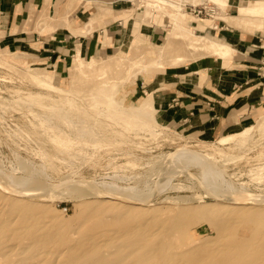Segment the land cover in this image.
<instances>
[{"label":"rangeland","instance_id":"rangeland-1","mask_svg":"<svg viewBox=\"0 0 264 264\" xmlns=\"http://www.w3.org/2000/svg\"><path fill=\"white\" fill-rule=\"evenodd\" d=\"M180 1L133 2L138 33L146 25L163 36L128 57L131 43L121 57L71 72L70 60L58 72L0 51V264H264V118L246 139L224 144L163 125L155 110L152 119L132 109L167 68L208 56V41L192 35L195 18L172 7ZM204 1L227 7L192 5ZM246 15L261 29L263 16ZM173 33L175 44L161 48ZM192 153L212 164L187 163ZM222 191L257 201L226 213L232 204Z\"/></svg>","mask_w":264,"mask_h":264},{"label":"crops","instance_id":"crops-1","mask_svg":"<svg viewBox=\"0 0 264 264\" xmlns=\"http://www.w3.org/2000/svg\"><path fill=\"white\" fill-rule=\"evenodd\" d=\"M222 1L228 4L220 13L226 19L214 23L195 19L191 29L217 34L222 40L208 37L234 48L232 59L212 57L186 67H169L150 83L151 94L132 109L150 112L152 119L155 110L163 125L198 139L220 138L228 144L237 136L246 139L264 118V23L260 29L259 19L240 20L238 8L251 0ZM133 2L0 0V51L19 55L32 65L55 67L58 72L64 71L70 60L71 72L79 63H93L104 55L121 57L131 43L128 57L143 48L141 43L153 47L163 36L146 25L138 33L131 15ZM248 20L253 26L247 25ZM145 103L148 109L143 107Z\"/></svg>","mask_w":264,"mask_h":264},{"label":"bare ground","instance_id":"bare-ground-1","mask_svg":"<svg viewBox=\"0 0 264 264\" xmlns=\"http://www.w3.org/2000/svg\"><path fill=\"white\" fill-rule=\"evenodd\" d=\"M182 1H186L187 3H191V4H194V3H196V2H199V1H201V0H181L180 2H182ZM217 1H221L222 3H223V1L222 0H217ZM226 6H228V4L226 5ZM241 6V5H240ZM154 7H157V8H155V9H160L159 7L160 6H154ZM172 7H174V8H179V6H177V4L175 5V3H172ZM144 8V7H143ZM239 9V17H240V19H241V21H244L245 22V20H244V18L243 17H245V16H248V15H246V13H249V14H255V17H259V15H261V16H263V22H264V0H260V1H249L246 5H244V6H241L240 8H238ZM175 17V19H180V21H181V23H180V25L181 26H183V23H185V26L187 25L186 24V19H185V16H182V18H180L179 16H177V14L174 16ZM248 25V24H247ZM190 27V26H189ZM191 29V28H190ZM192 30V29H191ZM203 30H204V28H203ZM193 32V34L192 35H194V37H195V39H202V40H207L208 41V48L207 49H209L208 50V56L207 57H204L203 59H205V58H212V57H217L218 59H221V60H229V58L232 56V53H234V51H235V49L234 48H232L231 46H229L228 44H226V43H222V42H218V41H216L215 39H208V37H205V36H203V35H198L194 30H192ZM190 33V32H189ZM175 39H176V37H175V35H174V33L172 34V35H170V37H169V40H168V42L167 43H165L161 48H163V47H169V46H171L174 42H176L175 41ZM175 44V43H174ZM143 106V105H142ZM143 107H145V108H147L148 109V107H149V105L147 104V103H145V106H143ZM140 113H142V112H140ZM188 156H186L184 159L186 160V162L187 163H192V164H195V163H199V164H203V166L204 165H207L208 166V168L210 167L209 165L210 164H212V162L211 163H209V161H212V159L213 158H208V156H206L205 154H204V156L202 157V156H199V155H196V154H194V153H192V154H187ZM225 158V157H224ZM184 159H182V160H184ZM226 159H228V160H226ZM226 161H229V158L227 157V158H225V160H224V162H226ZM178 162H180V161H178ZM222 162V161H221ZM223 162V163H224ZM175 163V162H174ZM214 164V163H213ZM220 165V164H219ZM200 166H202V165H200ZM212 166V165H211ZM217 166V165H216ZM213 167V166H212ZM213 169V168H212ZM215 169V168H214ZM19 182V181H18ZM33 183V182H32ZM31 183V184H32ZM37 184V183H36ZM80 185V187H81V185L82 184H79ZM92 185V184H91ZM28 186H30V185H28L27 184V187ZM33 186V185H32ZM84 186V185H83ZM85 187V186H84ZM95 187H96V185H95ZM95 187H93L92 186V188H95ZM104 188V187H103ZM43 189H45L44 187H43ZM42 189V190H43ZM97 189V188H96ZM94 190V189H93ZM98 190H99V188H98ZM104 190V189H103ZM111 190V189H110ZM90 191H92V190H90ZM105 191V190H104ZM103 191V192H104ZM107 191V190H106ZM95 192V191H94ZM98 192V191H97ZM102 192V193H103ZM109 192V191H108ZM223 193H225V194H228V196H225V199L229 202V203H231L232 205L231 206H227L225 209H226V213H232V212H234V211H236L237 209H238V207L236 206V205H242L244 202H246V201H249L250 203H252V204H255V203H253L254 201H257L256 200V198H254V197H249L248 199H244L242 196H241V194L240 193H238V192H236L235 191V193H231V191H229V192H224V191H222ZM222 192L220 193L219 192V194H222ZM38 193V192H37ZM41 193V192H40ZM43 193V192H42ZM107 193V192H106ZM91 194V193H90ZM108 194V193H107ZM112 193H109V195H111ZM33 195H36V194H33ZM105 195V194H104ZM243 195V194H242ZM37 196V195H36ZM85 196V194H80V198H83ZM94 197V196H93ZM113 197V196H112ZM116 197V196H115ZM114 197V198H115ZM39 198V197H38ZM87 198V197H86ZM105 198H110V196H106L105 195V197L103 196L102 197V199L104 200ZM117 198V197H116ZM124 198V197H123ZM123 198H121V199H123ZM98 199V198H97ZM100 199V198H99ZM125 200H127V199H125ZM259 200V199H258ZM122 201V200H121ZM128 201H129V199H128ZM127 201V202H128ZM131 202V201H130ZM133 202H136V201H133ZM120 203V202H119ZM117 201H111L110 203L108 202L107 204L109 205V207H114L115 205H118V207H119V204ZM124 204V203H123ZM135 204V203H134ZM136 204H138V205H143V207L145 206H147L148 205V202H147V198H139V199H137V202H136ZM262 204V203H261ZM244 205H246V204H244ZM249 205V204H248ZM258 205V204H257ZM263 205V204H262ZM12 207H19V205L17 204V203H13V205H12ZM116 207V206H115ZM139 207V206H138ZM142 207V206H141ZM236 209V210H235ZM21 211H30L31 210V206H30V204H23V206H22V208L20 209ZM9 212V211H8ZM155 218V217H154ZM216 226L220 231H225V226L222 224V223H220V222H218V221H216V222H212V226ZM223 226H224V230H223ZM24 227H22V229H23ZM20 230V229H19ZM27 230V228L25 227V231ZM1 231V230H0ZM23 232H25L24 230H22ZM20 232V231H19ZM1 234V233H0ZM26 234V233H25ZM32 234H33V232H32ZM217 235V234H216ZM9 236V235H8ZM11 237H12V235H10ZM7 237V236H6ZM227 237V236H226ZM10 238V237H9ZM4 239V238H3ZM8 239V238H7ZM221 239V238H220ZM219 239V240H220ZM5 240V239H4ZM9 240V239H8ZM6 241V240H5ZM258 242V241H257ZM259 243V242H258ZM33 244V243H32ZM36 244V243H35ZM217 244V243H216ZM9 246V245H8ZM8 246H7V248H8ZM13 247V246H12ZM219 247V246H218ZM42 248V247H41ZM261 248V247H260ZM8 250H10V249H8ZM51 250V249H50ZM181 250V249H180ZM12 251H13V249H12ZM1 252V251H0ZM48 252V251H47ZM215 252V251H214ZM9 253V252H8ZM44 254V253H43ZM48 254V253H47ZM47 254H45L46 256H48ZM259 256H261V254L259 255ZM38 259V258H37ZM1 261V260H0ZM76 263V262H75ZM40 264V263H39Z\"/></svg>","mask_w":264,"mask_h":264},{"label":"built area","instance_id":"built-area-1","mask_svg":"<svg viewBox=\"0 0 264 264\" xmlns=\"http://www.w3.org/2000/svg\"><path fill=\"white\" fill-rule=\"evenodd\" d=\"M138 1V0H135ZM182 11L187 12L189 15L193 16L197 20H210L213 23L220 21L219 15L221 9L218 5L211 1H204L199 5L186 4L184 1L179 5ZM215 28H218L216 26Z\"/></svg>","mask_w":264,"mask_h":264}]
</instances>
